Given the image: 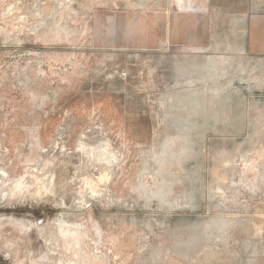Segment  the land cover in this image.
<instances>
[{"label": "rangeland", "instance_id": "374dc122", "mask_svg": "<svg viewBox=\"0 0 264 264\" xmlns=\"http://www.w3.org/2000/svg\"><path fill=\"white\" fill-rule=\"evenodd\" d=\"M181 2L0 0V264H264V0Z\"/></svg>", "mask_w": 264, "mask_h": 264}, {"label": "bare ground", "instance_id": "6f19581e", "mask_svg": "<svg viewBox=\"0 0 264 264\" xmlns=\"http://www.w3.org/2000/svg\"><path fill=\"white\" fill-rule=\"evenodd\" d=\"M176 3H179V7H183L182 6V2L181 0H176ZM63 5V4H62ZM63 7V6H62ZM66 8V7H65ZM62 9V8H61ZM104 150V149H103ZM92 152V151H90ZM104 152V151H103ZM96 154V153H95ZM100 154V153H98ZM111 154V152H110ZM99 156V155H97ZM100 157V156H99ZM106 157V156H104ZM107 159V157H106ZM106 162H108L106 160ZM4 171V170H3ZM2 171V172H3ZM1 177V176H0ZM26 177V176H24ZM32 177V176H31ZM2 178V177H1ZM21 178V177H20ZM19 178V180L17 179V181L14 182L13 186H7L8 187V191L7 189H3L2 191H0V195L4 196V194L7 193V195L11 198V197H22L24 199V197H26L25 195L30 193V189H29V186L27 185V183H25L23 181V178L22 180ZM5 179V178H3ZM2 179V180H3ZM37 179V185H36V188L35 190L33 191V194L35 195H41L42 193V190H45L46 187H45V184L44 182H42L43 180L42 177L41 179L39 177L36 178ZM9 182V180H8ZM12 182V181H11ZM10 183V182H9ZM4 186V185H3ZM1 190V189H0ZM46 191V190H45ZM48 191H46L47 193ZM45 193V194H46ZM50 193V192H49ZM32 197V196H31ZM4 199V198H3ZM26 199V198H25ZM33 199H35L33 197ZM38 199V198H37ZM9 200V199H8ZM4 201V202H7L6 205L10 204L9 201ZM21 201V200H20ZM2 202V201H1ZM19 202V201H18ZM14 203V202H13ZM2 204V203H1ZM0 204V209L1 208H10L9 206H3ZM18 204V203H17ZM11 206V205H10ZM80 206V205H79ZM82 206V205H81ZM4 210V209H3ZM21 210V209H20ZM2 218V217H1ZM59 219V218H58ZM2 221V220H1ZM56 222V221H55ZM2 226V222H0V227ZM31 228V227H34L35 230L36 229H40L39 226L33 224V223H29L28 225L27 224H24L22 222L19 223V225H16V228L18 230H22L23 228ZM56 227V233H55V237L57 238L56 240H59L62 244V247L64 250H69L70 251V255L71 256H75L77 257V261H73L72 263L73 264H87V261L86 260H83L82 257H85L86 259H91V258H95V256H92L88 251H86L83 256L82 254L80 253V250L82 249L81 246L83 244V242H85V238L87 236V231L85 229H83V227L81 225H78L76 223H69L68 221L64 220V219H60V220H57V223L55 225ZM85 228V227H84ZM87 228V227H86ZM26 232V231H25ZM98 258V257H97ZM73 259H69V263L72 261Z\"/></svg>", "mask_w": 264, "mask_h": 264}]
</instances>
